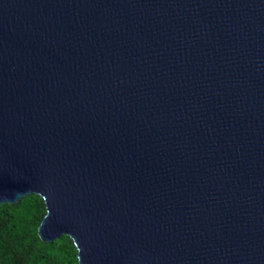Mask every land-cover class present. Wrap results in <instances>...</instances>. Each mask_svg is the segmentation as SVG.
I'll use <instances>...</instances> for the list:
<instances>
[{"label": "water", "instance_id": "95a60500", "mask_svg": "<svg viewBox=\"0 0 264 264\" xmlns=\"http://www.w3.org/2000/svg\"><path fill=\"white\" fill-rule=\"evenodd\" d=\"M79 264H264V0H0V205Z\"/></svg>", "mask_w": 264, "mask_h": 264}, {"label": "trees", "instance_id": "16d2710c", "mask_svg": "<svg viewBox=\"0 0 264 264\" xmlns=\"http://www.w3.org/2000/svg\"><path fill=\"white\" fill-rule=\"evenodd\" d=\"M45 214L44 201L37 194L0 205V264H79L68 236L51 242L40 239L38 227Z\"/></svg>", "mask_w": 264, "mask_h": 264}]
</instances>
